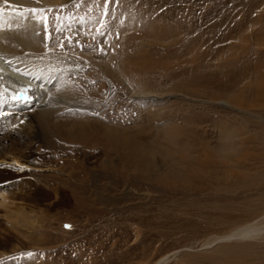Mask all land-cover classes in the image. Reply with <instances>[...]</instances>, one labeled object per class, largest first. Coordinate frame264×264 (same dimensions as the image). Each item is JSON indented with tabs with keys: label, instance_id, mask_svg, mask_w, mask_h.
Masks as SVG:
<instances>
[{
	"label": "rangeland",
	"instance_id": "rangeland-1",
	"mask_svg": "<svg viewBox=\"0 0 264 264\" xmlns=\"http://www.w3.org/2000/svg\"><path fill=\"white\" fill-rule=\"evenodd\" d=\"M14 9L42 30L21 61L70 93L46 122L76 129L55 151L0 137V158L26 165H0V193L25 216L0 208V264H264V229L203 246L264 227V0Z\"/></svg>",
	"mask_w": 264,
	"mask_h": 264
},
{
	"label": "bare ground",
	"instance_id": "bare-ground-1",
	"mask_svg": "<svg viewBox=\"0 0 264 264\" xmlns=\"http://www.w3.org/2000/svg\"><path fill=\"white\" fill-rule=\"evenodd\" d=\"M23 3L24 0H7V3L0 0V137L7 139L14 134L18 138H41L42 141H46L44 143L45 147L48 146V148H53L55 151L59 149L58 143L63 140L62 137H71L76 126L70 124V126L68 124L62 126L60 124L58 127L55 125L56 122L53 123V126L48 124L45 119L56 115L55 110L48 109V107L64 106V97L68 98L70 93L65 86L62 87L61 85L60 89L56 88L61 82L58 80L51 82L52 77L48 78L44 73V69H37L32 72L27 69V63L21 61L20 56L33 59L34 54L29 50L42 39L41 24L38 19L31 17L25 19L22 17V13L15 11L14 7L21 6ZM242 24L238 21L239 32L243 27ZM27 87H31V89H27ZM17 90L28 92L33 101L27 104L12 101L11 96ZM49 96L55 97L56 101H49ZM30 111H33V113H30ZM12 115L25 116L23 123H20L17 129L8 125ZM25 127L34 130L27 133ZM68 127L67 131L63 130ZM83 128L87 135H92L87 126ZM60 130L61 138L59 139ZM23 162L24 160L21 157L16 156H12L10 159L0 158V165L4 168L11 165L23 170L26 168ZM0 196L3 197L0 201V208L5 210L4 217L9 222L16 220L14 224L22 223L25 217L24 213L22 211L15 214L10 212L7 196L2 193H0ZM262 229L264 227L256 226V224H246L228 235L208 241L203 246L211 247L219 243L251 240L258 236ZM166 260L167 258L161 260L159 264H165Z\"/></svg>",
	"mask_w": 264,
	"mask_h": 264
},
{
	"label": "water",
	"instance_id": "water-1",
	"mask_svg": "<svg viewBox=\"0 0 264 264\" xmlns=\"http://www.w3.org/2000/svg\"><path fill=\"white\" fill-rule=\"evenodd\" d=\"M27 89H31V87H27ZM15 96H18L19 99H13V97ZM11 100L14 101V102H21V103H24V104H27L29 102H32L33 101V98L30 97L28 95V92H24L22 90H17L12 96H11Z\"/></svg>",
	"mask_w": 264,
	"mask_h": 264
},
{
	"label": "snow or ice",
	"instance_id": "snow-or-ice-1",
	"mask_svg": "<svg viewBox=\"0 0 264 264\" xmlns=\"http://www.w3.org/2000/svg\"><path fill=\"white\" fill-rule=\"evenodd\" d=\"M4 2L7 3V0H4ZM35 11H36L35 9H32V10H31L32 13H35ZM45 28H47L46 21H45ZM13 99H17V100H18L19 97H18V96H15V97H13ZM66 227H70V226H66Z\"/></svg>",
	"mask_w": 264,
	"mask_h": 264
}]
</instances>
